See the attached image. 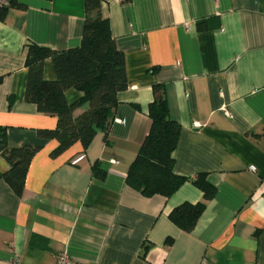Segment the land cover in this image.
I'll list each match as a JSON object with an SVG mask.
<instances>
[{
    "label": "crops",
    "instance_id": "crops-1",
    "mask_svg": "<svg viewBox=\"0 0 264 264\" xmlns=\"http://www.w3.org/2000/svg\"><path fill=\"white\" fill-rule=\"evenodd\" d=\"M15 1L0 19V126L8 147L39 150L20 196L0 177V264H56L63 251L77 264H264V0H101L128 84L106 132L55 156L58 142L37 130L53 129L56 115L24 99L25 56L31 43L78 46L84 0ZM43 77L56 78L50 58ZM156 82L180 125L174 171L205 173L216 187L191 231L168 218L202 200L191 180L168 197L126 183ZM8 167L0 154V172Z\"/></svg>",
    "mask_w": 264,
    "mask_h": 264
},
{
    "label": "trees",
    "instance_id": "trees-1",
    "mask_svg": "<svg viewBox=\"0 0 264 264\" xmlns=\"http://www.w3.org/2000/svg\"><path fill=\"white\" fill-rule=\"evenodd\" d=\"M101 0H84V28L80 44L62 51L29 44L25 66L27 80L24 93L26 101L36 104L38 111L56 115L53 129H38L42 138L55 139L58 144L52 150L55 156L79 141L87 147L98 130L107 131L117 95L126 89L128 78L124 53L116 46L111 35L109 21L101 13ZM9 5L0 7V19ZM50 58L56 78L43 77V63ZM155 70V69H153ZM74 88L81 96L68 102L65 91ZM154 99L148 105L151 126L140 149L126 173V183L144 196L160 194L170 196L185 181L191 180L201 191L202 200L184 202L174 207L168 218L185 231H191L203 212L206 201L212 199L216 187L198 173L190 178L174 171V150L180 133V125L170 118L164 87L153 84ZM86 108L74 116V111ZM39 150L36 145L8 147L7 129L0 126V154L8 162V169L0 177L20 196L29 163ZM93 175L104 178L106 171L98 163L92 167Z\"/></svg>",
    "mask_w": 264,
    "mask_h": 264
},
{
    "label": "built area",
    "instance_id": "built-area-1",
    "mask_svg": "<svg viewBox=\"0 0 264 264\" xmlns=\"http://www.w3.org/2000/svg\"><path fill=\"white\" fill-rule=\"evenodd\" d=\"M10 0H0V7L9 5ZM264 5V2H263ZM264 14V6H263ZM253 169V168H252ZM56 264H77L75 263L66 251L61 252L57 255Z\"/></svg>",
    "mask_w": 264,
    "mask_h": 264
}]
</instances>
